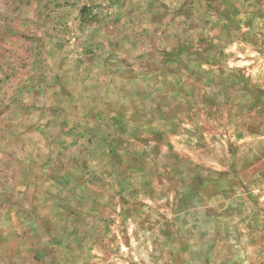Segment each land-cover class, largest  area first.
<instances>
[{
	"label": "rangeland",
	"instance_id": "374dc122",
	"mask_svg": "<svg viewBox=\"0 0 264 264\" xmlns=\"http://www.w3.org/2000/svg\"><path fill=\"white\" fill-rule=\"evenodd\" d=\"M0 264H264V0H0Z\"/></svg>",
	"mask_w": 264,
	"mask_h": 264
}]
</instances>
